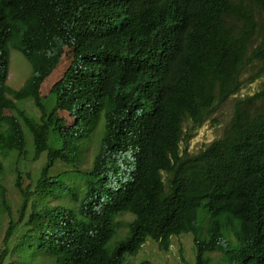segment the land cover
Segmentation results:
<instances>
[{
    "label": "trees",
    "instance_id": "1",
    "mask_svg": "<svg viewBox=\"0 0 264 264\" xmlns=\"http://www.w3.org/2000/svg\"><path fill=\"white\" fill-rule=\"evenodd\" d=\"M249 1L259 25L237 12L244 0H0V264H123L147 238L167 250L181 233L192 264L214 251L226 264H264V0ZM9 48L30 66L17 88ZM250 82L221 136L182 150L184 122L196 129ZM27 99L38 117L18 106ZM27 152L43 161L24 187ZM123 213L126 234L110 245Z\"/></svg>",
    "mask_w": 264,
    "mask_h": 264
},
{
    "label": "rangeland",
    "instance_id": "2",
    "mask_svg": "<svg viewBox=\"0 0 264 264\" xmlns=\"http://www.w3.org/2000/svg\"><path fill=\"white\" fill-rule=\"evenodd\" d=\"M238 8V13L242 15H250L255 21L256 25H259L263 18L262 13L256 7L250 6L249 0H244L243 5L240 4ZM232 24L240 23L238 21H232ZM260 27H256L255 30ZM255 43V40L251 42V45ZM9 65H8V74H7V84L12 88L19 87L25 78L30 74V66L27 61L24 59L22 54L13 48H9ZM68 63V59L63 58L58 65L53 69L48 77L44 79L40 86L41 95H47L50 86L56 81L63 73ZM253 69H246V75L251 74ZM257 86L256 82L247 83L238 94H235L229 97L225 102H223L218 109L210 116L209 119L204 121L196 129H191L187 121L183 124V141L181 143V148L188 153H195L203 145L209 143L213 139L221 136L223 128L229 121L232 115V106L233 100L238 95L245 94L247 92H252ZM18 106L23 108L27 114L33 115L35 117L39 116V111L34 106L33 102L30 99L18 101ZM58 114L64 118L66 124H70L72 118L70 115L63 110H59ZM97 131V130H96ZM94 132L92 135L91 141L88 143L86 150L84 151V158L82 161V167H88L91 164L92 158L97 151L99 131ZM26 142V145L31 144L29 139ZM30 149V147H29ZM36 160V161H35ZM25 162V169H28V175L26 173L21 174V183L22 186L26 187L30 182L31 178L35 175L37 169L40 167L43 161V155L40 158L32 159V153L27 152L26 157L23 159ZM7 168V165H5ZM67 168L62 164H58L56 170ZM5 187L7 190L8 199L13 198L17 199L16 195H13L14 190L12 189L11 176L7 174ZM59 201L57 198L49 199L50 203H57ZM32 203V198L28 201L27 212H30V205ZM16 211V208H12L11 214ZM16 220L17 216L14 215ZM132 215L129 213H123L116 219V229L115 234L110 240L109 244L113 245L117 240L122 238L127 231V222L131 220ZM8 217L4 214H0V250L4 247L3 236L8 224ZM15 242V237H12L9 241V246H13ZM211 261L209 264H226L223 261V256L220 252L214 251L210 253ZM143 260H148L153 264H192L194 262V250L192 236L190 233H181L179 235H173L170 238V246L167 250L160 249L158 243L150 238L144 242V244L139 248L136 254L126 255L123 264H139Z\"/></svg>",
    "mask_w": 264,
    "mask_h": 264
},
{
    "label": "clouds",
    "instance_id": "3",
    "mask_svg": "<svg viewBox=\"0 0 264 264\" xmlns=\"http://www.w3.org/2000/svg\"><path fill=\"white\" fill-rule=\"evenodd\" d=\"M48 77V76H47Z\"/></svg>",
    "mask_w": 264,
    "mask_h": 264
}]
</instances>
